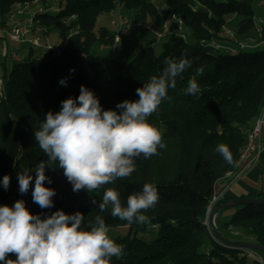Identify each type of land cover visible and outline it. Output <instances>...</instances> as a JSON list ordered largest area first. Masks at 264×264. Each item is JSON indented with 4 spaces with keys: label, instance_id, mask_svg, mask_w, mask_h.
I'll return each instance as SVG.
<instances>
[{
    "label": "trees",
    "instance_id": "trees-1",
    "mask_svg": "<svg viewBox=\"0 0 264 264\" xmlns=\"http://www.w3.org/2000/svg\"><path fill=\"white\" fill-rule=\"evenodd\" d=\"M21 1L24 0H0V21ZM55 3V13H40L36 19L45 29L56 28L64 42H50L51 48L41 54L30 46L29 53L11 61L10 72L5 70L2 74L0 206L12 207L23 200L27 209L42 219L63 210L68 215L82 213L84 230H90L89 225H94L98 215L110 230L124 228L125 234L113 239L124 246V254L121 259L113 257L111 264H257L246 249L213 238L205 225L215 184L237 169L248 133L264 111V49L239 50L236 44V40L254 34V19L259 14L256 0ZM119 6L133 14L135 22H146L158 10L165 20L177 15L184 21L185 37L170 36L162 43L160 53L151 41L128 61L102 55L96 47L114 46L115 34L104 28L96 31L97 20L102 13ZM230 18H235V22ZM224 27L234 29L236 39L223 37ZM212 41L236 50L215 49L210 46ZM182 58L190 60L192 66L177 77L176 88L169 89L171 101L162 102L148 118L160 129L166 144L158 150L159 155L138 158L131 177L117 179L92 193L73 192L63 170L54 165L56 170L46 169L52 183L44 185L56 191L54 207L50 209H41L33 202L34 172L30 173L34 179L28 193H20L18 172L34 170L39 162L48 160L35 141V130H39L48 112H59L61 102L77 98L83 85L94 92L104 110L119 113L117 105L125 100L137 101L136 90L151 76L162 73L166 59ZM200 67L204 69L202 74L196 71ZM193 77L200 92L186 95L188 81ZM62 79L67 80L66 86L60 84ZM219 144L229 147L233 164L226 163L215 151ZM5 175L11 178L7 190L2 185ZM146 183L154 184L159 192L156 206L143 213L150 218V224H129L113 218L110 207L99 211L98 204L107 188L118 191L126 205L127 197L141 192ZM262 196L225 199L216 207L235 199ZM93 200L97 203L93 204ZM225 211L232 212L223 223L226 239L264 246V201ZM230 225L238 235L241 233L240 238L228 236L233 235L227 230ZM244 235L248 240L241 239ZM8 259L15 260L16 256L10 254Z\"/></svg>",
    "mask_w": 264,
    "mask_h": 264
},
{
    "label": "clouds",
    "instance_id": "clouds-1",
    "mask_svg": "<svg viewBox=\"0 0 264 264\" xmlns=\"http://www.w3.org/2000/svg\"><path fill=\"white\" fill-rule=\"evenodd\" d=\"M159 76H151L149 82L136 90L139 99L125 100L117 105L120 110H104L93 91L81 86L80 95L61 102V110L48 112L35 130V141L48 157L39 162L34 170L18 172L20 193H28L35 173L32 191L33 202L41 209L54 207V189L45 187L52 183L46 169L63 170L73 192L97 191L117 179L129 178L136 171V160L149 159L164 149L163 134L148 118L157 112L165 100L171 101L169 89H175L177 77L192 66L187 58L166 59ZM75 71L74 69L72 70ZM202 74L203 67L198 68ZM60 84L66 86L67 80ZM199 85L193 77L188 81L184 94L197 95ZM215 151L228 164L233 156L225 144L217 145ZM11 178L5 175L2 185L5 190ZM159 202V192L152 183L143 185L142 191L127 197L122 204L120 193L107 188L98 204L100 212L111 210L113 218L129 224H150L143 213ZM93 204L97 201L93 200ZM84 215L80 212L68 215L63 210L46 218L33 215L23 200L14 206H0V262L2 264H111L112 258L121 259L124 246L109 236V226L101 216H96L90 230H84ZM14 254L16 259H8Z\"/></svg>",
    "mask_w": 264,
    "mask_h": 264
},
{
    "label": "built area",
    "instance_id": "built-area-1",
    "mask_svg": "<svg viewBox=\"0 0 264 264\" xmlns=\"http://www.w3.org/2000/svg\"><path fill=\"white\" fill-rule=\"evenodd\" d=\"M53 1L58 2V0ZM256 2L257 8L264 9V0H256ZM56 9L58 10V8ZM50 11L52 10L44 8L43 0H24L18 2L13 6L11 12L7 15L4 21H0V38L3 37L1 39L8 40L10 43L28 44L39 50L50 49L51 43L49 40V32L44 27H41L36 19L38 14ZM53 12H55V10H53ZM109 14L112 18V25L117 26V31L115 33L116 45L121 39V29L124 26H127L131 20L127 15L118 14L116 9L112 10ZM171 21L174 25H171L170 22L166 21L163 24L162 33L185 37V33H179V31L185 26L183 19L177 15H172ZM254 26V34L244 39L236 40L237 49H264V17L260 13L254 19ZM222 36L229 39H236V31L230 27H224L222 30ZM210 46L215 49H224L232 52L236 50L235 48L222 45L215 41H212ZM2 57L3 49L0 47V64L2 62ZM10 57L11 61H16L21 58L15 50L11 51ZM2 87L3 79L0 77V95ZM263 129L264 111L257 117L253 128L248 133L247 143L237 162V169L228 172L225 176L226 178H230L233 181L241 179L258 165L260 154L264 149V143L262 141ZM220 200V196L213 195L207 215H210L212 210L220 203ZM205 225L209 229L211 228L210 220L208 218L205 221ZM227 230L233 235H238V232L233 225H230ZM211 235L215 238L213 232H211ZM245 252L249 257L254 259L257 264H264V254L252 249H246Z\"/></svg>",
    "mask_w": 264,
    "mask_h": 264
},
{
    "label": "rangeland",
    "instance_id": "rangeland-1",
    "mask_svg": "<svg viewBox=\"0 0 264 264\" xmlns=\"http://www.w3.org/2000/svg\"><path fill=\"white\" fill-rule=\"evenodd\" d=\"M160 0H156V2L159 3ZM223 1V0H220ZM158 5V4H156ZM160 5V4H159ZM57 4L54 2L52 3L51 0H48L44 2V8L52 10L51 13L56 12ZM160 7V6H159ZM158 7V8H159ZM162 9V8H161ZM55 10V12H53ZM117 13L127 15L130 18V23L127 26H124L121 29V39L119 42L116 43L114 46H107L104 51H101V47H96V50L100 51V54L106 55L107 57L116 59V60H131L134 58V56L144 47L147 46V44L151 41H153L152 47L157 53H160L162 50V43L167 40L172 35H167L162 33L163 24L168 21L171 25H174V23L171 21V18L168 20H165L161 16V11L158 10L157 14H154L150 19H148L146 22H135L133 14L126 12L123 6H119L116 9ZM258 13H262L264 17V9L257 8ZM232 23L235 22V18H230ZM112 18L109 13H102L98 20H97V26L96 31H98L101 28L106 29L110 34H115L117 31V26L112 25L111 23ZM49 32V39L52 44L55 43H63L64 41L59 37L58 31L56 28H47L46 29ZM179 33H186L185 26L179 31ZM50 36H52L50 38ZM178 36V35H176ZM3 38V37H1ZM0 38V47L1 49L6 50V46L8 49L15 50L20 57L26 56L29 53L30 45L28 44H18V43H10L8 40L1 39ZM259 49V48H258ZM253 50V49H252ZM42 51L45 50H36L37 53H42ZM1 65V64H0ZM10 72V68L8 67V73ZM0 74H3L0 72ZM214 210V209H213ZM212 210V211H213ZM212 213V212H211ZM210 215L206 216L210 220ZM208 214V213H207ZM231 216L226 217L225 219H229ZM205 220V221H206ZM224 220V219H223ZM224 223V221H223ZM222 223V229L223 228ZM207 227V226H206ZM209 233L213 232L212 228H208ZM126 230L124 228L119 229H112L109 231L110 238L114 239L118 235H124ZM241 234V233H240ZM233 236L231 234H228L229 237L238 238L240 236ZM223 235V234H221ZM243 235V234H242ZM240 238V237H239ZM247 237L244 235V237L241 236V239L244 240ZM249 238V237H248ZM248 240V239H246Z\"/></svg>",
    "mask_w": 264,
    "mask_h": 264
},
{
    "label": "crops",
    "instance_id": "crops-1",
    "mask_svg": "<svg viewBox=\"0 0 264 264\" xmlns=\"http://www.w3.org/2000/svg\"><path fill=\"white\" fill-rule=\"evenodd\" d=\"M262 15V13H260ZM52 36H50L51 38ZM101 51L105 50V47H101ZM11 49L3 51L2 62L0 65V72L8 71V67H11ZM4 62V63H3ZM2 77V74H0ZM262 141L264 143V129L262 133ZM264 194V149L260 154L258 165L253 168L245 177L238 180H231L230 178H222L215 184L214 195L220 196V203L225 199L238 198L241 196L257 197ZM231 211H221L215 217V224L221 234H223L222 223L226 217L231 216ZM224 219V220H223Z\"/></svg>",
    "mask_w": 264,
    "mask_h": 264
},
{
    "label": "water",
    "instance_id": "water-1",
    "mask_svg": "<svg viewBox=\"0 0 264 264\" xmlns=\"http://www.w3.org/2000/svg\"><path fill=\"white\" fill-rule=\"evenodd\" d=\"M262 201H264V196H262L260 198H255V199L241 198V199H235V200L227 202V203H223L220 206L216 207L212 211L211 217H210V224H211V228L213 230L215 238L219 241L226 243V244L237 246L240 249H252V250H256V251H259V252L264 254V246H262L260 244L245 242V241H233V240L226 239L223 235H221V233L219 232V230L217 229V227L215 226V223H214L215 217L223 210L232 209V208L241 207V206H246V205H250V204L258 203V202H262Z\"/></svg>",
    "mask_w": 264,
    "mask_h": 264
}]
</instances>
